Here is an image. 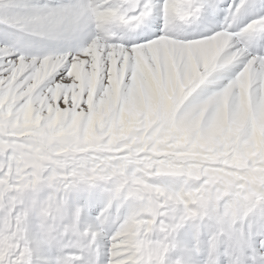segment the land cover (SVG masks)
Here are the masks:
<instances>
[{
    "label": "snow or ice",
    "instance_id": "snow-or-ice-1",
    "mask_svg": "<svg viewBox=\"0 0 264 264\" xmlns=\"http://www.w3.org/2000/svg\"><path fill=\"white\" fill-rule=\"evenodd\" d=\"M0 264H264V0H0Z\"/></svg>",
    "mask_w": 264,
    "mask_h": 264
},
{
    "label": "rangeland",
    "instance_id": "rangeland-1",
    "mask_svg": "<svg viewBox=\"0 0 264 264\" xmlns=\"http://www.w3.org/2000/svg\"><path fill=\"white\" fill-rule=\"evenodd\" d=\"M40 2H41V3H43V2H44V0H40Z\"/></svg>",
    "mask_w": 264,
    "mask_h": 264
}]
</instances>
